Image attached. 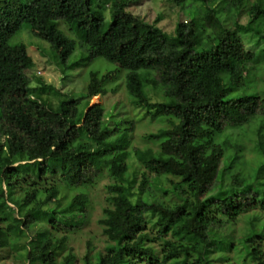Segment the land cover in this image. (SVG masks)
<instances>
[{
	"label": "trees",
	"instance_id": "obj_1",
	"mask_svg": "<svg viewBox=\"0 0 264 264\" xmlns=\"http://www.w3.org/2000/svg\"><path fill=\"white\" fill-rule=\"evenodd\" d=\"M139 1L0 4V194L6 192L0 195V250L23 243L27 264H264V160L250 182L233 177L225 187L215 185L228 167H221L224 149L217 142L227 129L252 132L264 157V98L237 93L253 63H264V50L260 58L247 53L237 67L226 53L228 30L221 19L233 15L237 32L264 40L258 31L264 0H167L189 11L196 25L170 37L136 18L130 38L113 51L115 68L102 76L90 72L82 94L63 95L56 109L42 99L59 94L54 87L41 78L33 87L27 77L34 62L17 41L24 25L49 46L66 75L80 62H69L70 37L59 25L94 61L104 8L114 19ZM244 13L245 26L237 22ZM120 78L133 107L168 125L147 135L144 149H130L133 122L122 126L117 115L106 118L102 106H90L92 98L115 93L118 86H107ZM150 93L160 101L152 103ZM131 156L144 171L136 190L128 175ZM103 177L110 181L97 221L104 251L93 253L87 243L82 259L61 260L70 238L88 227L90 188ZM152 187L178 203L156 198Z\"/></svg>",
	"mask_w": 264,
	"mask_h": 264
},
{
	"label": "rangeland",
	"instance_id": "obj_2",
	"mask_svg": "<svg viewBox=\"0 0 264 264\" xmlns=\"http://www.w3.org/2000/svg\"><path fill=\"white\" fill-rule=\"evenodd\" d=\"M3 0H0V4ZM199 5L201 3H198ZM202 5V4H201ZM183 12L180 8L172 5L167 0H140L138 4L132 5L126 12L116 18H112L108 11V7L104 8L105 24L101 38L93 44L97 47L96 60H86L87 53L80 48L79 43L67 33V29L62 24L59 28L64 31L69 37L70 42L65 48V54L69 62H80V66L73 71H68L63 74L61 70L53 62L52 56L49 53V46L41 40L33 37L29 32L28 27L24 25L17 41L24 44L27 48L28 54L34 62V67L27 73L31 85L37 87V78H41L46 86L54 87L57 93L53 92L42 95V99L50 103L53 109L58 106L59 99L63 95L79 96L84 91L87 83L88 75L90 72H97L99 76L115 68V64L111 62L114 49L121 43L128 40L131 36L132 27L135 24L136 18L144 19L149 23H154L159 29L170 37H174L177 29L189 25H196L188 19V14ZM233 15L221 17L224 26L228 30L226 38V53L237 67L244 65V56L247 53H255L259 58L264 50V40L259 39L255 35H247L237 32L234 29ZM240 25H247L248 17L244 13L237 18ZM258 29V28H257ZM259 32L264 33V22L261 23L258 29ZM16 38L13 40L15 42ZM91 44V45H93ZM85 52V53H84ZM83 54V55H82ZM85 58V59H84ZM84 59V60H83ZM251 65V63L249 64ZM253 65H256V67ZM252 69L248 72V76L244 81L242 89L238 90L239 93L259 94L264 98V63H253ZM123 76V74H121ZM120 75V77H122ZM118 86L115 93L108 92L104 97L97 96L90 100V106L99 105L104 109L106 118L108 115H117V119L123 122L122 126L127 127L130 122H133L134 128L130 136V149L131 147L144 149L149 145L145 137L149 134L156 133L159 129L167 128L165 122H155L151 120L150 110L145 108L133 107L129 97L126 94L122 79H118L113 84H109L107 89ZM151 102L156 103L160 100L156 95L150 93ZM253 127L251 130L254 131ZM256 136L252 132L245 134L239 129H227L222 136L217 140L224 149L222 158V165L225 170L222 174L221 180H216L215 185L227 186L232 182L233 177L238 180H243L247 183L250 182L253 169L264 160L262 154L256 150L255 141ZM262 145L264 146L263 142ZM151 146V144H150ZM153 146V145H152ZM154 147V146H153ZM130 151V150H129ZM128 175L132 180L133 190L139 185L141 175L144 173L142 168L137 164L133 156L127 162ZM243 182V183H245ZM110 181L107 177L101 178L98 183L91 187V220L88 227L81 233V235L72 236L68 242L67 255L61 260H72L73 255L76 259H82L86 254L88 247L87 243L93 247V253L103 252L106 246L104 238L101 236L100 229L97 225L98 219L101 217L102 208L106 206V197L108 196V185ZM165 187V180L163 181ZM214 185V186H215ZM155 197L165 202L178 203L175 196L164 193L152 187ZM217 187H214L212 193L216 192ZM5 196L6 192L0 194ZM134 199V197L132 198ZM14 208L13 206H10ZM264 221V217L262 219ZM0 223V226H4ZM244 227V218L236 220L235 230L237 235ZM264 243V241H263ZM24 244H18L13 248L0 250V264H27L26 252ZM72 255V256H71ZM216 255H214L215 257Z\"/></svg>",
	"mask_w": 264,
	"mask_h": 264
}]
</instances>
